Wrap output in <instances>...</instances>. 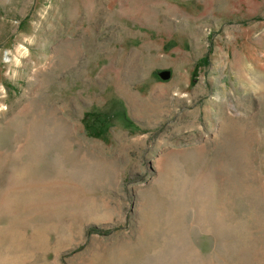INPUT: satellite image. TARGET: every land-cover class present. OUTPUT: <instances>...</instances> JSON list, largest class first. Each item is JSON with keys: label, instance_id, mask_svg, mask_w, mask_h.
I'll use <instances>...</instances> for the list:
<instances>
[{"label": "rangeland", "instance_id": "obj_1", "mask_svg": "<svg viewBox=\"0 0 264 264\" xmlns=\"http://www.w3.org/2000/svg\"><path fill=\"white\" fill-rule=\"evenodd\" d=\"M0 264H264V0H0Z\"/></svg>", "mask_w": 264, "mask_h": 264}, {"label": "bare ground", "instance_id": "obj_2", "mask_svg": "<svg viewBox=\"0 0 264 264\" xmlns=\"http://www.w3.org/2000/svg\"><path fill=\"white\" fill-rule=\"evenodd\" d=\"M45 118V117H44ZM51 130V129H50ZM47 131V130H46ZM48 184V183H47ZM51 187V186H50ZM40 189V188H39Z\"/></svg>", "mask_w": 264, "mask_h": 264}]
</instances>
